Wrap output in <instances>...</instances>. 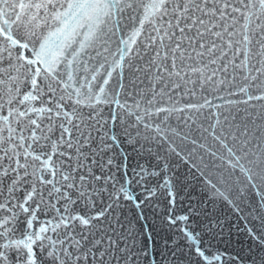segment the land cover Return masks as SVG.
Returning a JSON list of instances; mask_svg holds the SVG:
<instances>
[{"label": "snow or ice", "instance_id": "snow-or-ice-1", "mask_svg": "<svg viewBox=\"0 0 264 264\" xmlns=\"http://www.w3.org/2000/svg\"><path fill=\"white\" fill-rule=\"evenodd\" d=\"M0 264H264V0H0Z\"/></svg>", "mask_w": 264, "mask_h": 264}]
</instances>
